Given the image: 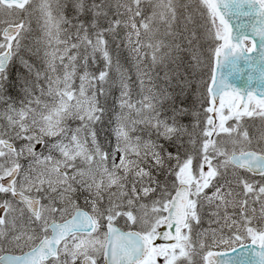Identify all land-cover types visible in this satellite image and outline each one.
<instances>
[{
	"label": "rangeland",
	"instance_id": "obj_1",
	"mask_svg": "<svg viewBox=\"0 0 264 264\" xmlns=\"http://www.w3.org/2000/svg\"><path fill=\"white\" fill-rule=\"evenodd\" d=\"M80 1L32 0L23 11L5 9L0 5V52L6 46V41L1 37L4 27L17 22L25 23V30L15 45V55L18 56L16 65L24 72L14 85L15 94L11 96L7 93L0 100V134L9 136V141L18 145L16 152L4 148L0 150V156L7 163V167L0 170V255H21L34 249L44 239L51 238L52 222L71 221L77 208L85 209L97 222L103 223L99 233L91 238L73 237L61 248L60 258L47 264H82L87 256L99 260L101 246H104L107 237L105 222L108 220H118L121 226L139 225L135 227L153 240L163 226L162 212L168 208L170 191L166 187L168 181H164L160 197L155 194L149 197L151 177L145 170L150 161L149 151L155 152L157 161L162 155L161 147L152 136V129L163 139L174 140L179 146H188L189 154L198 153L199 162L202 164L203 161V165L195 173L188 167L190 162L188 164L187 157L174 158L173 189L182 183L194 186L190 222L179 231L176 245L157 246L143 264H205V255L211 250L210 247H234L255 238V232L264 230V180L253 182L250 177L237 174L229 156L246 150L264 153V107H254L244 119H235L230 108L218 116L215 120L217 126L212 128L209 106H204L202 84H198L197 94L193 91L199 102L189 101L191 90L183 104L179 105L164 102L162 94L154 97L152 94L157 80L167 84L172 81L169 71L161 66L163 52L158 57H155L156 53L149 56V52L142 53L134 61L140 35L134 15L138 0H127V24L116 41L118 51L112 56L123 71L118 74L127 75L140 88V96L144 95L138 104L131 100L135 104L131 110L140 112L138 123L141 126L138 128V123L130 120L125 96L121 97L120 94V121L126 127L131 124V127L123 128L130 131L131 138L120 139L123 129L116 128L114 118L113 121L102 120L105 131L110 132L112 137L106 133L101 139L102 144L109 147L111 142L116 141L117 146L123 145L126 157L120 152H117V156L111 145L110 148L101 147V159H97L98 145L91 133L94 127L92 122L97 121L101 114L98 103L101 98L95 94L94 103L84 91L91 87L93 91L96 90L107 72H113L106 60L105 44L106 36L114 30L104 27L102 32L87 30L86 34L84 31L74 33L73 29L83 25L86 27L83 14L87 10L80 14L78 7L84 4ZM69 9L72 14L65 15L67 18L58 14ZM93 11L94 8L89 13ZM188 29L183 27L184 39H187ZM211 35L210 27L203 37L209 38ZM186 41L179 42L183 54L191 53V45ZM198 44L200 46V42ZM72 50L75 53L73 56ZM121 55L130 57L134 67L131 68L128 61L124 66L120 65ZM152 60L154 67L150 68ZM205 72L201 70L199 73L200 83L206 79ZM122 84L119 78V90H122ZM7 85L11 83L8 77H4L0 89L4 90ZM124 92L127 95V88ZM117 93L119 96L122 92ZM160 104L167 115L160 112ZM185 104L200 106L192 112ZM168 116L176 117V121H169ZM188 116H192L191 119H187ZM74 117L83 123L75 124V127L68 124L64 130V135H68L64 139L57 138L62 133L60 124H63V119ZM144 125H148V130L141 131ZM73 128L79 130L76 138H72ZM46 139L50 141L45 142ZM142 151L147 153V157L140 167L139 161L132 159V156L141 155ZM15 170L18 174L13 178ZM131 176L135 180L129 193L127 180H132ZM102 190L111 192L117 201L105 203L100 200L98 204L97 201L103 197ZM17 192L41 201L39 217L34 216L22 201L14 198ZM141 193L150 201L146 203L140 197ZM135 196H139L137 202L133 199ZM155 216L156 223L153 221Z\"/></svg>",
	"mask_w": 264,
	"mask_h": 264
},
{
	"label": "trees",
	"instance_id": "obj_2",
	"mask_svg": "<svg viewBox=\"0 0 264 264\" xmlns=\"http://www.w3.org/2000/svg\"><path fill=\"white\" fill-rule=\"evenodd\" d=\"M192 1L193 3L189 7H187V5H189ZM80 3H84L82 5H79L78 7L80 14L82 13V11L87 10V12L83 14V17L86 21V33L90 28H94L96 31L100 32H102L101 30H103L104 27L105 29L114 30L111 35L106 36L107 38L105 46L106 54L108 55V57H106V60H108V65L112 66L113 72H115V74H112L113 72H111L110 70L109 72H107V76L101 79V82L103 83L101 84V86L99 85V88L93 91L94 88L91 87V91H93L94 96L96 94L98 98H101L100 100H98L101 114L98 116L99 119L93 122V126L96 130L97 136L103 137V135L110 132L105 131L102 120L110 119L113 121L115 118L116 122L113 123L117 126H115L117 129L121 130L126 127L125 123L123 121H120V115L118 112V109L121 105V101H119L120 94L121 97L125 96L127 111H129L131 116L130 120H133L136 123H138V121L140 120V112L137 111L136 113L131 109L132 107L134 108V101H136V104L140 103L139 100L140 98L143 99L144 95L140 96V88L136 84H133V82H131V80L127 78V75L125 77L123 74L122 76L118 74L122 70L114 61V58L112 56V53H116L118 51L116 48V41L117 39H120V35L123 33V30L125 28V23L127 24V17L125 16V11L127 10V0H81ZM136 3L138 4L137 6H135L134 15L135 17H137L136 24L138 25V32L140 33V35L137 39L138 43L136 50L138 51V53L137 56L133 57L134 61L137 57L140 58L142 53L146 54V52H149L147 56L156 53L155 57H158L163 52V62L161 63V66L169 71V79L172 81L167 84L160 82V80H157V85H155L156 89H154V94L152 95L154 97H157L159 94H162L165 97L163 98L165 99L164 102H170L172 104L179 105L183 104L182 101L188 97L191 90L192 92L189 101L199 102L193 95V91H196L197 94L198 84H202V87H204L205 91V106L207 104L206 86L211 72L212 53L213 49L215 48V39L213 38V33L209 38L207 36L205 38L203 37L205 36V34H208V31L212 25L210 21L211 13L206 3L203 0H138ZM92 8H94V11L92 14H90L89 10H91ZM70 14H72V11H70L69 15ZM183 27H189V29L186 30L187 39L183 38ZM183 40H187L186 42L190 43L191 53L186 52L183 54L181 45H179V42ZM199 42L200 46L198 44ZM77 45L78 42L76 46ZM202 48L204 49L203 51H201ZM71 52L73 56V54H75L74 50H72ZM118 53L119 55L122 54L121 52ZM15 57L18 58V56ZM16 59L9 66L8 71L3 76L8 77V82L10 81L11 85H7L4 89L5 91L0 89V100L2 97H6L7 93H9L11 96L15 94L16 87H14V85L18 81V76L24 72L23 68H19V66L16 65L18 62V59ZM126 61H128L130 65H132L130 66L131 68L134 67V61H132L130 57L126 56L124 58L123 55L119 57L120 65L124 66ZM169 64L171 65L169 66ZM196 65L199 68V70L197 71H195ZM153 67L154 60L151 61L150 65V68ZM107 69L108 66L106 67L105 71H107ZM127 70L128 74V66ZM201 70L207 72V76L205 72L206 79L203 83H200L198 81L199 73ZM119 78L124 83L121 85L122 90H119V87L117 86ZM158 83L160 85H158ZM125 88H127V95H125L124 92ZM101 89L103 92L101 91ZM117 91L122 93H119V96H117ZM104 96L105 99H103ZM129 101H131L130 104ZM199 106L195 104V106L192 107L190 104H185V107H188V109L192 112L195 111V108L197 110V107L199 108ZM159 107L160 112L167 115L166 110L163 108L162 104H160ZM201 110L203 109L201 108ZM112 112L115 113L112 114ZM70 113L73 112L71 111ZM191 117L188 116L187 119H191ZM168 119L171 122L176 121V117L171 118L168 116ZM80 123H83V121H81L79 118H64L63 124H60V131H62V133L60 135L58 134L57 138L64 139L65 136L68 135V133L64 135V130H66L68 124H71L73 125L72 127H75ZM140 126L141 124L138 123V128ZM127 127H131V124H127ZM76 129L77 128L72 129V138L77 137L76 132L79 133V130ZM146 130H148V125H144L141 128V131ZM124 132L125 130L123 129V132H120V135H123ZM151 132H153L152 136L154 137V141L159 147H161L160 151H162V155L159 161H157L154 155L155 152H152L151 150L149 151L150 161L146 164L147 168L145 170H148L150 174L149 177H151L150 198H152L151 195L154 194L160 197V191L164 185V181H168L166 183V187L167 189H169L170 193L172 192L173 182L171 180L174 177L173 162L175 157L179 156L185 158L189 155H199L195 152L189 154L188 146H179L178 143H175L174 140H167V138L163 139L153 129L151 130ZM115 133H117V131ZM127 133H129L128 129ZM91 134L94 135V132H92ZM129 137L130 136L127 135V139H129ZM44 141L50 140L46 139ZM116 142H111V145L114 147V151L118 149ZM198 152H200V149L198 150ZM146 157L147 153L142 151L141 155H133L132 159L138 160L141 167L142 161ZM198 158L199 157H196V160ZM158 163L160 164L158 165ZM6 165L7 164L5 163V158L3 156H0V167ZM141 175L139 176L141 177ZM131 179L132 180H127L128 192L132 189L131 183H133V181L135 180L134 176H131ZM110 193L111 192L106 190H103L101 192L103 196H108ZM144 201L149 202L148 199H144Z\"/></svg>",
	"mask_w": 264,
	"mask_h": 264
},
{
	"label": "water",
	"instance_id": "obj_3",
	"mask_svg": "<svg viewBox=\"0 0 264 264\" xmlns=\"http://www.w3.org/2000/svg\"><path fill=\"white\" fill-rule=\"evenodd\" d=\"M6 6L23 9L28 0H0ZM217 18L226 28L224 45L216 54L214 79L210 85V104L213 116H217L225 106L235 105L236 115H245L252 100L264 105V0H207ZM23 30V24L8 26L2 36L11 42L0 54V73L8 68L12 57V42ZM250 40L253 47L247 51L245 41ZM5 147H15L3 142ZM231 160L241 168H246L256 175L264 174V157L254 153L234 155ZM190 188L180 186L171 198L166 223L160 230L159 241L175 240L176 228L187 220V206ZM34 215L39 214L40 202L17 193ZM50 239L43 240L34 250L23 255L6 254L0 257V264H41L57 258L63 240L77 232L94 231L92 219L84 212L61 225L53 224ZM112 235L105 253L107 264H138L149 252L150 244L137 231L122 232L111 227ZM83 264H95L87 258ZM207 264H264V234L260 245L242 246L228 253H212L207 256Z\"/></svg>",
	"mask_w": 264,
	"mask_h": 264
},
{
	"label": "bare ground",
	"instance_id": "obj_4",
	"mask_svg": "<svg viewBox=\"0 0 264 264\" xmlns=\"http://www.w3.org/2000/svg\"><path fill=\"white\" fill-rule=\"evenodd\" d=\"M32 1V0H31ZM2 2L0 1V5H2V7L3 8H5V9H8V7L7 6H5V5H3V4H1ZM17 8V7H16ZM19 9V8H18ZM20 11H23V10H25V9H19ZM70 10V9H69ZM70 11H72V10H70ZM70 11H67V12H62V11H60L58 14L59 15H64V17H65V15L66 16H68L69 15V13H70ZM65 18H67V17H65ZM74 31V33H76V32H79V31H84V33L86 34V27L85 26H81V27H77V28H75V29H73ZM90 32H95L96 30L95 29H88ZM83 34V33H82ZM75 37H73V39H74Z\"/></svg>",
	"mask_w": 264,
	"mask_h": 264
}]
</instances>
